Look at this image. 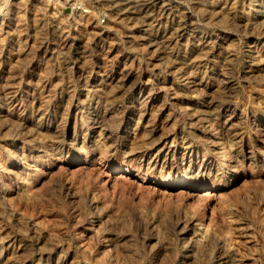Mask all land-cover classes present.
Here are the masks:
<instances>
[{
	"label": "rangeland",
	"instance_id": "1",
	"mask_svg": "<svg viewBox=\"0 0 264 264\" xmlns=\"http://www.w3.org/2000/svg\"><path fill=\"white\" fill-rule=\"evenodd\" d=\"M82 1L2 0L0 264H264V0Z\"/></svg>",
	"mask_w": 264,
	"mask_h": 264
},
{
	"label": "bare ground",
	"instance_id": "2",
	"mask_svg": "<svg viewBox=\"0 0 264 264\" xmlns=\"http://www.w3.org/2000/svg\"><path fill=\"white\" fill-rule=\"evenodd\" d=\"M54 3L56 2V0H53ZM150 1H153V0H138V2L141 4V5H147L148 3H150ZM52 2V1H50ZM185 115L187 116L188 114H186V112L184 111ZM184 115V116H185ZM190 122V121H189ZM188 123V122H187ZM186 123V124H187ZM190 125V124H189ZM190 128V127H189ZM200 132V131H198ZM204 132V130H203ZM191 137L192 138H199L202 137L200 135H203V133L201 132L200 134H195V132L191 131ZM208 135V138L206 137ZM206 136L203 135V137L205 136V138H207V141H209L210 145L213 146L214 148H211V151L217 149L220 153H219V156H223V152L225 150V147L224 146L225 144L223 143L222 141V138H219L218 136H216L214 133L210 134L208 132ZM176 138V137H175ZM204 138V139H205ZM178 140H179V143L181 145V148L184 147L185 149H188V148H192V144L193 142L190 140V134H186L183 130L180 132L179 136H178ZM220 140V141H219ZM173 139L171 140V144L173 143ZM205 142V140H204ZM222 142V143H221ZM175 143V142H174ZM202 143V142H201ZM200 144V143H199ZM201 146V145H200ZM183 149V148H182ZM215 150V151H217ZM210 151V152H211ZM194 164V163H193ZM193 164L189 162V164L187 165V167L183 168V173H182V178L179 179V180H175V181H170L168 184H171L172 186H179L181 184H183V178H185V176L187 175V172L190 171V169L193 167ZM202 168L203 171L205 172V165L204 164H199L198 166V170ZM208 172V171H206ZM207 175H209V172L206 173ZM181 176V175H180ZM103 185L102 188H105L107 189V187L109 186V181L108 179H104L103 180ZM195 187L198 186V185H194ZM189 223V225L191 226V230H192V234L194 235L195 239H193V243L194 244H198L199 246L202 244V239H204V237L206 238V234H207V229L204 230V231H201L199 228L200 226V223L199 221L197 220V218H191L189 221H187ZM186 226V225H185ZM189 227V226H188ZM201 227V226H200ZM216 233V232H214ZM212 236V235H211ZM210 235L208 236V241L211 240L213 238V236L211 237ZM207 239V238H206ZM207 241V240H206ZM204 243V242H203ZM192 243H190L189 245H186L185 247V250L186 252H192ZM210 244V243H209ZM227 248H229V246H227ZM198 250V249H197ZM228 256V255H227ZM228 259V258H227ZM227 263H228V260H227ZM232 263V261H231ZM230 263V264H231Z\"/></svg>",
	"mask_w": 264,
	"mask_h": 264
},
{
	"label": "built area",
	"instance_id": "3",
	"mask_svg": "<svg viewBox=\"0 0 264 264\" xmlns=\"http://www.w3.org/2000/svg\"><path fill=\"white\" fill-rule=\"evenodd\" d=\"M56 1L64 2L68 6L69 11H71L72 13L87 14L89 12L86 4L82 0H56ZM2 11H3V3L2 0H0V14L2 13ZM100 21L102 23L104 22L103 19H101Z\"/></svg>",
	"mask_w": 264,
	"mask_h": 264
}]
</instances>
